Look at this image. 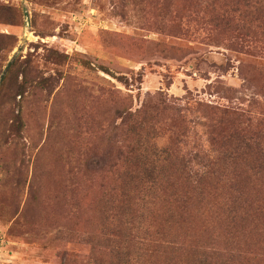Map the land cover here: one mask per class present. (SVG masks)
Returning <instances> with one entry per match:
<instances>
[{
	"label": "rangeland",
	"instance_id": "rangeland-1",
	"mask_svg": "<svg viewBox=\"0 0 264 264\" xmlns=\"http://www.w3.org/2000/svg\"><path fill=\"white\" fill-rule=\"evenodd\" d=\"M191 6L0 0V264H85L88 249L64 234L74 222L50 231L44 216L107 177L123 107L103 91L127 95L132 112L160 99L264 116V60L181 35ZM159 121L167 141L169 115Z\"/></svg>",
	"mask_w": 264,
	"mask_h": 264
},
{
	"label": "trees",
	"instance_id": "trees-1",
	"mask_svg": "<svg viewBox=\"0 0 264 264\" xmlns=\"http://www.w3.org/2000/svg\"><path fill=\"white\" fill-rule=\"evenodd\" d=\"M188 1L181 35L264 60V0ZM102 94L123 107L107 177L45 226L74 222L64 234L88 249L85 264H264V116L160 99L132 112L127 95Z\"/></svg>",
	"mask_w": 264,
	"mask_h": 264
}]
</instances>
